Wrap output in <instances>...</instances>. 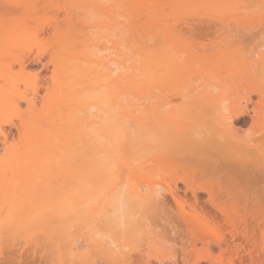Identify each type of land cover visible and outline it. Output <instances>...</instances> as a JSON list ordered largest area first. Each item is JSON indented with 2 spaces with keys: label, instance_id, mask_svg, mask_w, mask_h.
<instances>
[{
  "label": "bare ground",
  "instance_id": "6f19581e",
  "mask_svg": "<svg viewBox=\"0 0 264 264\" xmlns=\"http://www.w3.org/2000/svg\"><path fill=\"white\" fill-rule=\"evenodd\" d=\"M29 1L0 0V264H264V3L43 0L83 14L42 46Z\"/></svg>",
  "mask_w": 264,
  "mask_h": 264
},
{
  "label": "rangeland",
  "instance_id": "374dc122",
  "mask_svg": "<svg viewBox=\"0 0 264 264\" xmlns=\"http://www.w3.org/2000/svg\"><path fill=\"white\" fill-rule=\"evenodd\" d=\"M33 1V2H32ZM55 2L57 1V0H54ZM92 1V0H91ZM161 1H163V0H158V3H160V4H162L163 3V5H170L171 4V2L170 1H173V0H166V1H163V2H161ZM178 1V0H177ZM236 1V0H235ZM239 2L241 1V0H238ZM246 1H248V0H245L244 2H243V0H242V2L243 3H245ZM30 3H29V5H30V9H29V12L31 13V17H33L34 19H37V18H40L41 20H42V25L40 26V32L38 33V36H37V38H36V40H37V42H39V44L40 45H42V46H47V45H49L50 43H52L51 42V40L53 41V39H52V34H53V32H52V25H53V23L55 22V19H57L58 20V22H60V24H61V26L60 27H65L66 28V26L65 25H68V22L66 21H64V19H66V14H67V12H66V9H63V7L61 8L60 7V9H59V7H56V6H52V7H50V8H48V9H46V10H44L43 8H42V6H43V0H30L29 1ZM60 2V4H63V3H61V2H64L63 0L62 1H59ZM167 3V4H164V3ZM231 2H232V0H231ZM238 2V3H239ZM241 2V3H242ZM249 2V1H248ZM250 2H252V0H250ZM233 3V2H232ZM238 3H234V4H238ZM254 3V2H253ZM255 3H256V1H255ZM261 3H264V0H257V3L256 4H254L255 6H257V4L259 5V4H261ZM33 4H34V6H35V9H34V6H33ZM56 5H58L57 3H55ZM128 5V4H127ZM126 7V6H125ZM138 8H140V7H138ZM137 8V10H139ZM34 10H35V12H34ZM83 10H85V9H83ZM82 10V11H83ZM144 10V9H143ZM142 10V13L143 14H145V15H147L146 14V12H144ZM14 11V12H13ZM25 11V9H24V7L22 8V7H20V8H18V9H16V10H12L11 12L12 13H10L9 15L8 14H5V15H3V16H6V18H8L11 14H17V15H21L23 12ZM167 13H169V10L167 9ZM198 11V12H197ZM201 11V10H200ZM199 10H197L196 8H191L189 11H187L186 12V14H187V16H186V14H183L184 16H182L181 18H183L184 19V21H188V23H191V24H196V23H198L199 22V18H201L202 19V17H205V16H202L203 14H204V10H202L201 12H200ZM70 12V11H69ZM81 12V11H80ZM84 12V11H83ZM138 12V11H137ZM192 12H194V13H192ZM158 13L160 14V15H164V11H162L161 9H158ZM165 13H166V11H165ZM81 14H83L82 12L80 13V15ZM206 14V13H205ZM69 14H67V16H68ZM71 15L73 16V17H75V16H79L80 17V15H79V13H78V11H77V8H75L74 9V11H72L71 12ZM159 15V18L158 19H161V16ZM197 15V16H196ZM70 16V15H69ZM72 16H70V17H72ZM135 16V15H134ZM68 18V17H67ZM75 18H77V17H75ZM74 18V19H75ZM133 18V17H132ZM142 18H144V17H142ZM142 18H140L139 20L141 21V19ZM198 18V19H197ZM39 19V20H40ZM79 19V18H78ZM145 19H146V16H145ZM155 19H157V18H155ZM154 19V20H155ZM186 19V20H185ZM197 19V20H196ZM44 20V21H43ZM54 20V21H53ZM171 20V19H170ZM196 20V21H195ZM53 21V22H52ZM142 21H143V19H142ZM169 21V20H168ZM172 22V20L169 22V24ZM63 23H65V24H63ZM134 23V22H133ZM133 23L131 24V26H133ZM138 23H140V22H138ZM145 22H143V24H144ZM147 24H148V26H144L142 23H140V24H142V25H140L142 28H143V31H144V29L146 30V28H147V30H149V29H153L154 27L153 26H151V24L150 23H148V22H146ZM146 24V25H147ZM165 24H167V21L165 22ZM254 24V25H253ZM256 24L258 25V22H256V21H254V23L253 22H250V24H248L247 26H245L244 28H253V27H255L256 26ZM134 25H139V24H136V23H134ZM34 26H36V22L35 21H33L32 22V27H34ZM253 26V27H252ZM134 27V26H133ZM135 27H137V32H135L134 30L131 32H129L128 33V35L129 34H131L132 33V35L131 36H133V34H137L136 36L134 35L133 36V38L135 37H137L138 35H139V37H137L136 39H135V41H134V43L140 38H144V37H142L143 36V31H141L142 30V28L140 27V28H138V26H135ZM149 27V28H148ZM133 29V28H132ZM131 29V30H132ZM135 29V28H134ZM140 30V31H139ZM147 30H146V32H147ZM138 32L140 33V34H138ZM149 32H151V30H149ZM152 32H154L153 34L155 35V37H159L157 40H156V38H154L153 39V37H151V35H150V37H148L147 39H148V43L150 44H152V46H154L155 47V45H157V44H159L162 40H163V33L161 32V31H154V29L152 30ZM151 34V33H150ZM127 35V34H126ZM160 35V36H159ZM197 35V36H196ZM130 36V37H131ZM188 36V35H187ZM194 38V39H193ZM127 39H129V37L127 38ZM134 39H132V38H130L129 40H134ZM146 39V38H145ZM145 39H144V41H145ZM146 39V40H147ZM217 40V41H216ZM132 41H131V43H130V45L132 44ZM140 41V40H139ZM156 41H158L159 43H157ZM130 42V41H129ZM143 42V41H142ZM141 42V43H142ZM187 42H188V44L190 45V48L191 49H196L197 47H199V48H197V49H199V50H201L200 48H203V47H205V48H203L204 50H208V46H209V48L210 47H215L217 44H215V43H213V42H216V43H218V42H220V40L218 41V39H215V36L214 35H207V36H204V35H201V34H199V33H197V34H194V36L193 35H191L190 34V39H189V41H188V37H187ZM140 43V42H139ZM143 43H145V42H143ZM210 43H213V44H215V46H212L213 44H211L210 45ZM33 44V46L30 48V50H31V52L26 56V60H25V67H26V74L24 75V74H22L21 73V71H20V67H19V65L18 64H16V63H13L12 64V72H13V77L14 78H12V80H14V85H12V86H14L12 89H18L19 88V90L20 91H22V92H24V93H26V94H31L32 92V85L34 84V83H36V84H38V86H39V91L41 92V91H43V85L45 84L44 82L46 81V79H47V77H48V75H49V66L47 65V62H48V55L47 54H45V55H43L42 56V58L40 59V60H36L35 59V56H36V54H37V52H38V45L37 44H35V41L32 43ZM139 45V44H138ZM138 45H137V47H138ZM143 45V44H142ZM147 45V44H146ZM193 45V47H191ZM208 45V46H207ZM141 46V45H140ZM203 46V47H202ZM248 46V45H247ZM132 47H133V45H132ZM135 47V46H134ZM206 47H207V49H206ZM250 48H251V46H249ZM211 49V48H210ZM240 50H247L248 49V47H243V48H239ZM248 50H250V49H248ZM3 74H1L0 75V77L2 76ZM3 77V76H2ZM23 79L25 80V81H27L28 82V84L29 85H25V83H24V81H23ZM6 81V80H5ZM7 82H4V81H2V78H1V80H0V85H1V88H2V86L3 87H5V86H7L8 85V83L6 84ZM39 95H41L40 93H39ZM38 97V100H36V101H38V103H36V104H38L39 106H40V104H39V102H40V96H37ZM1 99V98H0ZM5 129H6V131H7V133L9 134L8 136H9V139L11 140V138L12 137H14V136H16V134H17V131H16V129H9V127H5ZM14 135V136H13ZM13 139V138H12ZM248 212L249 213H252V214H260V210H248ZM35 264H44V263H42V262H37V263H35Z\"/></svg>",
  "mask_w": 264,
  "mask_h": 264
}]
</instances>
